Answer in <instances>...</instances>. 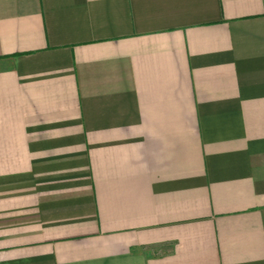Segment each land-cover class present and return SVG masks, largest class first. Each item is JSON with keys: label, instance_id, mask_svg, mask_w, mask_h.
I'll list each match as a JSON object with an SVG mask.
<instances>
[{"label": "crops", "instance_id": "crops-1", "mask_svg": "<svg viewBox=\"0 0 264 264\" xmlns=\"http://www.w3.org/2000/svg\"><path fill=\"white\" fill-rule=\"evenodd\" d=\"M0 264H264V0H0Z\"/></svg>", "mask_w": 264, "mask_h": 264}]
</instances>
